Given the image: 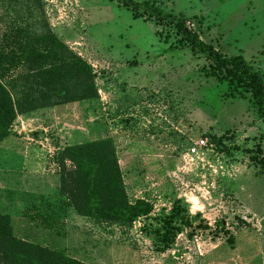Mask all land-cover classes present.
Returning <instances> with one entry per match:
<instances>
[{
    "label": "rangeland",
    "instance_id": "rangeland-1",
    "mask_svg": "<svg viewBox=\"0 0 264 264\" xmlns=\"http://www.w3.org/2000/svg\"><path fill=\"white\" fill-rule=\"evenodd\" d=\"M41 1L54 35L91 66L97 99L77 103L65 124L54 119L56 106L17 115L0 144V214L12 235L86 264H264V166L253 159L264 156V114L249 92L205 77L209 62L173 24L134 19L109 0ZM132 1L182 18L264 80V0ZM13 92L25 103L21 87ZM103 138L115 148L127 200L152 208L127 226L79 217L59 199L58 154ZM199 139L208 146L187 157ZM176 209L189 223L157 252L151 227ZM218 222L226 236H213Z\"/></svg>",
    "mask_w": 264,
    "mask_h": 264
},
{
    "label": "trees",
    "instance_id": "trees-1",
    "mask_svg": "<svg viewBox=\"0 0 264 264\" xmlns=\"http://www.w3.org/2000/svg\"><path fill=\"white\" fill-rule=\"evenodd\" d=\"M109 1L131 11L134 19L146 16L156 22L173 24L182 40L209 62L208 68L203 69L205 77L215 78L220 83H235L237 88L249 92L252 105L264 114L263 77L243 56H223L189 30L182 18L154 4ZM0 10V23L3 24L0 29L1 144L12 135V125L25 109L93 101L97 99V90L91 66L54 35L41 0H0ZM17 86L26 93L25 103L14 98L13 91ZM258 153L253 159L264 166V156ZM56 161L59 165V199L77 216L127 226L151 213V205L146 201L130 203L127 200L117 154L109 138L64 146ZM188 220V216L178 209L159 218L150 230L155 251L168 250L181 232V225L187 226ZM194 229L210 230L206 224H198ZM212 232L214 237L228 234L222 222H218ZM231 239L229 236L228 240ZM0 264L86 263L16 239L9 217L0 214Z\"/></svg>",
    "mask_w": 264,
    "mask_h": 264
},
{
    "label": "crops",
    "instance_id": "crops-1",
    "mask_svg": "<svg viewBox=\"0 0 264 264\" xmlns=\"http://www.w3.org/2000/svg\"><path fill=\"white\" fill-rule=\"evenodd\" d=\"M76 104H77V103L68 104V105H71L72 108L68 109L67 113L63 112V111H62V108H59L60 106H56V107H54V108L51 110L52 113H53L54 119H55V120H56V119H59L60 121H64V124H65V122H66V123H69L68 121H73V116H72L71 112H72L73 108L76 106ZM77 105H81V103H78ZM82 108H83V107H82ZM57 112H62V113H63L62 116H60L59 114H57ZM67 125H68V124H67ZM57 132H58V134H60L59 136L61 137V139H62V140H65V138H64L63 135H62V132H59V131H57ZM103 139H105V138H103ZM80 143H84V142H78V143H74V144H80ZM68 145H73V144H68V143H67V145H65V146H68ZM27 159H28V160H25V161H27V163H28V167H30V166L33 164V162H32L31 159H29V158H27Z\"/></svg>",
    "mask_w": 264,
    "mask_h": 264
},
{
    "label": "built area",
    "instance_id": "built-area-1",
    "mask_svg": "<svg viewBox=\"0 0 264 264\" xmlns=\"http://www.w3.org/2000/svg\"><path fill=\"white\" fill-rule=\"evenodd\" d=\"M207 146L208 143L206 142V140H202V139L197 140L188 149L187 157L192 158L194 156H197L198 152L200 150H204Z\"/></svg>",
    "mask_w": 264,
    "mask_h": 264
}]
</instances>
